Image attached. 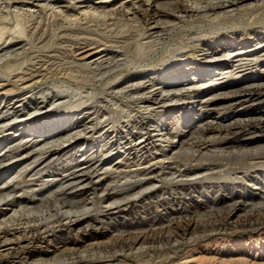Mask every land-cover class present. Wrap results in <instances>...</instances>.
Listing matches in <instances>:
<instances>
[{
  "label": "bare ground",
  "instance_id": "bare-ground-1",
  "mask_svg": "<svg viewBox=\"0 0 264 264\" xmlns=\"http://www.w3.org/2000/svg\"><path fill=\"white\" fill-rule=\"evenodd\" d=\"M251 1L264 0H120L118 8L107 10V12L96 10L92 13L95 6L88 0L84 3L90 4L93 8H89V12L83 11V17L80 16L86 21L87 19L91 21V18L96 20L101 18L108 22L116 19L119 22L135 23L138 25L136 32L147 36L148 40L160 42L186 18H227L239 10L243 11ZM136 2L140 5H136ZM103 3L107 4L109 0ZM59 4L61 2L58 0H0V12L1 10L9 12L13 9L22 18L31 19L36 16L41 18V11L51 5ZM60 8L57 15H66L71 10L75 11L71 7ZM65 15L64 19L67 18ZM59 21L56 20L50 24L55 28L56 35L52 34L53 31L46 25V27L42 25L45 29L42 26H36L27 31V42L17 36L16 39L12 38L5 47L3 46L0 49V79L9 81L15 79L22 85L19 88L26 91L36 85L43 86L47 82L57 81L63 77L75 81L77 77L65 74V68L53 69L48 63L50 61H35L36 53L46 50L54 52L52 50L56 45L55 38L56 42L64 39V30L58 29H63L62 22H65L63 20L59 23ZM61 43H63L61 48L63 46L67 48L68 45L70 53L80 56L79 59L83 63L81 66L84 69L94 67L106 73L114 69L122 70L121 67L124 66L122 61H119L121 55L106 54L105 51L98 49L100 47H97L95 42L86 45L74 44L72 41L71 44L63 41ZM261 43L264 48V41ZM118 44L115 43L120 49L121 46L119 47ZM247 44L248 41L245 40L238 45ZM228 53L230 54L227 57L221 55L218 58L211 56L205 59V65H201V60L196 59L195 56L189 57L191 61L195 60L193 63H186L183 56L176 59L169 58L165 65L162 68L159 67L160 69L154 73L157 77L146 81L143 80L144 77L139 78L138 83H133L135 79L133 80L131 75L126 79H124L125 75H121L124 80L119 79L118 75L113 76L116 81L121 80V83L128 84L121 91L113 93L115 98L121 97L122 100L130 98L131 101L127 102L129 104L127 106H130L129 108L135 106L138 109L137 119H140V122L133 123L134 127L127 128L125 132L116 133L121 135V138L117 140L114 139L116 136L109 139L108 131L102 134L109 139L107 143L98 140L96 144H80L73 147L80 136H85L94 127L93 123L81 125L80 119L76 117L80 116L78 113L74 112L73 115L68 114L62 117L64 112L69 113V111L60 114L50 111L42 113L39 117L36 116L39 111L45 109L44 101L48 98L49 92L47 94L43 91L39 92L42 99L40 104L33 102V95L29 98H26L24 94L12 97L2 95L0 99V172L11 167L19 168L12 174L14 178H10V181L0 182V263L26 264L27 260L35 257L39 259L37 261L43 263L42 258L47 254L30 251L29 247L33 244L46 240L56 232L62 234V231H65L64 235L72 234L76 239L88 238L94 230L101 231L105 227L109 229V218L107 222L102 219L100 221V214L107 218V216H113L115 212H129L138 204H142L143 211L151 208V205L164 209L165 215H160L158 221L169 216L166 218L165 225L157 227L154 224L156 223L154 218L148 221L145 218L144 222L149 223L148 226L145 224L147 229L116 235L111 244L95 245V251L116 252L107 257H95L94 261L97 259L98 262H108L114 259L117 253L126 254V252H131L130 258L145 255L147 258L145 262H151L156 257L163 258L164 261L173 260L190 244L198 240H206L213 235L223 234L227 230L255 231L264 228V194L260 195L259 200H262V203L259 204H253L255 197L248 194L241 197L236 194L234 197L220 195L219 204L226 205L233 199L237 201L233 200L234 203L223 205L224 207L220 209L217 208L218 203L207 205L205 201L198 202L192 196L199 191L204 194L209 192V189H213V180L237 181L240 183V188H243V183L256 182L254 186L264 189L263 181L255 179L249 173L250 169L264 167V111L253 112L251 109L254 105L264 103V49L261 51L259 49V52L255 53L248 51L245 54L241 53L242 55L233 51ZM52 56L53 54L49 57L53 60ZM19 60L24 61L19 63ZM231 63L240 71H233L232 65L226 68V71L230 70L228 74L225 73L227 74L225 77L223 73L217 75V70L221 66ZM176 64L180 65L175 67ZM167 65L169 67H166ZM200 65L203 67H199ZM250 66L253 67L249 73L256 74L258 78L247 83L227 84L228 81L249 76L245 74L238 78L237 74H240L243 68ZM195 70L201 73L199 78H204L207 72L212 71L209 76H220L219 80H224V85H220L219 82L206 83L201 87L203 89L184 88L185 81L180 79L181 76L192 71H194L192 75L195 76L198 72ZM90 75L88 73V78ZM89 80L92 82V79L89 78ZM26 83L31 84L25 85ZM66 89L63 92L66 93ZM204 91H208L206 95L198 97L204 94ZM136 93H139V96H130ZM59 94V92L57 95L53 94V101ZM196 97L200 99L194 100ZM27 102L34 103L33 111L25 105ZM168 103L171 104V108H168L170 106ZM140 105L143 107H139ZM80 106H71L68 109L76 108L78 111ZM62 108L65 110L66 107L60 105L58 111ZM141 109L149 111V116L152 117L157 116V113L163 115L162 120L159 119V124L155 125L156 130L153 131L155 134H151L149 127L143 121L144 118H141ZM173 110L176 112L167 114ZM98 111H95L97 115ZM179 111L180 113L182 111L180 116H175ZM241 112H248V114L241 115ZM234 113L236 114L233 119L225 121L226 123L211 116ZM43 115L47 118L44 122L41 121ZM104 117L105 114L91 120L101 119L97 122L98 127H101L102 123L111 122L109 118L104 119ZM169 121L170 123L175 121L178 124V132L170 126ZM136 128L137 131L134 132ZM26 133L31 135L24 137ZM138 135V139L134 141L133 138ZM31 136H33L32 139ZM100 137L98 139H101ZM113 139L114 142H112ZM68 148L71 150L65 152ZM119 154L123 156H118L117 160L112 162V158ZM5 164L9 165L5 167ZM254 174L264 180L263 172L256 171ZM36 187L39 188H37L38 194H34ZM98 190L102 198L97 196ZM16 193H22L26 197L33 195L41 197L38 205L34 207L27 198H25L27 200L16 198ZM151 199L155 200L154 205L153 203L146 205L145 202ZM168 204H171L172 208L167 209L165 206ZM238 212L244 213L243 220L234 224L231 219ZM74 246L76 247L73 249L56 254L57 263L60 261L62 264L83 262L85 259L84 257L81 259V251L77 245ZM135 249L138 253L133 252ZM2 259H6L7 262H3Z\"/></svg>",
  "mask_w": 264,
  "mask_h": 264
},
{
  "label": "rangeland",
  "instance_id": "rangeland-1",
  "mask_svg": "<svg viewBox=\"0 0 264 264\" xmlns=\"http://www.w3.org/2000/svg\"><path fill=\"white\" fill-rule=\"evenodd\" d=\"M58 1H60L61 4L51 5V7L41 11L42 12L40 14L41 18L37 17V16L34 18H31V19L29 17L22 18L21 16L19 17V14H16L17 11H15L13 9H10L9 12L7 10H3V12H2V10H1V12H0L1 13L0 14V46H1L0 49L3 46L5 47L12 38L16 39L17 36L19 38L21 37L20 39H22L24 42H27L26 36L28 35L27 34L29 32L28 30H32V28H35L36 26L37 27L42 26V25H44V27L47 26V28L49 27V28H51V31H53L52 34L56 35L57 33H54L55 28H53L52 25L50 26V24H53L54 21H56V20H58V21L64 20L65 23H63L62 21H59V23L62 22V24L64 25V28L63 29L61 28L58 30H60V31L64 30L63 32L65 33L64 39H60L61 42L63 41V42H67V43L71 44V41H72V43L74 42V44L76 43V44H85V45L90 44L92 42H95L96 46L97 47L99 46L101 48V49L100 48H98V49L103 51V52L105 51L106 54L121 55V57H119V61L120 60L122 61V64L124 65L123 66L124 69L122 67H121L122 70L114 69L111 71L112 73L111 72L104 73L103 70H96L94 67H92V68L91 67H85V69H86L85 70L81 66V65H83V63L79 59L80 56H77V54L75 56L72 53H70L69 52L70 49H68V45H67V48L65 46H63V48H61L60 46L63 43H61L60 41L56 42V38H55L54 43L57 45V47L55 44H53V45H55V46H53V48L54 47L55 48L54 49L52 48L53 49L52 51H54L56 53L51 52V50H50V52H48L46 50V51L39 52L38 54L36 53L37 56H35V57H37V58L35 59V61H38V60H42V61L46 60L47 62L50 61L48 63L51 64L53 69H56L55 67H57V68L60 67L61 69L65 68V74H71L72 76L77 77V79H75V81H74L72 79L69 80L68 77H63V78L57 79V81L47 82L46 85H43V86H37L36 85V86H34V88H31L27 91L21 90L19 87L20 86L22 87V85H20V83L16 82L15 79L10 80L11 82L9 80L0 79V99H1L2 95L3 96L5 95L6 97H10V96L12 97L13 95H17V94H24V96L26 98H29L33 95V97H34L33 102L40 104L42 102V99L40 98L41 95H39V92L43 91V93H45V94H47V92H49L48 96H47L48 98H46V100L44 101L46 104V105H44L45 109L39 111L36 114V116L39 117L42 113L44 114V113H46V112L48 113L50 111L59 112V114H60V113H63L64 111L68 110L69 113L64 112L62 114V117L66 116L68 114L73 115V113L75 112V113H78L80 115V116H76V115L75 116L80 119V121L82 123L81 125L90 124V123H93V125H94V127H92L93 129L90 130V132L88 134H86L85 136H80V138H79L80 140L78 139L77 142L75 143V145H73V147L80 145V144L81 145L82 144H89V143L96 144L95 142H98V140L102 141V143H107V142H109L108 140L110 138L112 139V137H114V136H116V138H114V139L117 140V139L121 138V135L120 134L117 135L116 133H121L122 131L125 132L127 130V128L129 129V128L134 127L133 123L140 122L139 121L140 119H137V117H138L137 116V110L138 109L135 106H132L131 108H129L130 106H127V105H129L127 102L131 101L130 98H128L126 100L123 99L124 101L121 99V97L115 98L114 94L117 93L118 91H121L123 88L128 86V84L124 83V82L121 83V80L116 81L113 78V76L118 75L119 79H122V80L132 76L133 77L132 79L133 80L135 79L134 80L135 82H133V83H138V82H140L139 78L143 79V77H144L143 80L146 81L149 78L157 77V75H154V73H156L157 70L162 68L165 65V62L169 58H175L176 59L179 56H183V59H185L186 63H193V62H195V60L192 59V61H191V59L189 57L195 56L196 59L201 60L200 61L202 63L201 65H205V61H206L205 59H209L211 56L218 58V56H221V55H224L225 57H227L230 54V53H228V51L229 52L233 51V53H237L239 55H242L243 53L244 54L248 53V51L249 52L253 51V53H255V52H259V49H260V51L262 49H264V48H262L263 46L261 43L262 41H264V1H257V2L251 1L250 5L247 6L246 8H244L243 11L239 10L234 15H230L227 18H222V17H218V18H212L211 17V18H203V19L186 18L183 22L177 24L175 26V29L172 30L171 33L167 34V36H164L160 42L148 40L147 36L145 37L143 34H140V32H136L135 30L138 27V25L135 23L131 24V23L123 22V21L119 22L116 19H114L116 22L114 20H113V22L112 21L108 22V21H104V19H101V18H99L97 20L91 18V21H90V19H87L88 21H86L82 18L84 15L83 13L85 11L89 12L90 11L89 8H93V6H91L90 4L95 6V8L92 9L91 13L96 11V10H98V11L104 10L105 12H107V10L109 11V10H112L114 8H118L120 0H109V3H107V4L103 3L107 0H104V1L103 0H89V2H91L90 4L84 3L88 0H86V1L85 0H58ZM115 3H118V4H115ZM43 4H46V3H43ZM98 5H101V6H98ZM136 5H140V3L137 4V2H136ZM52 6H54V7H52ZM65 6L69 7V8L71 7L75 11L73 12L71 10L70 12L66 13V15L65 14L57 15V14H59L58 11H60V9H61L60 7H65ZM50 9H52V10H50ZM55 15H57V16H55ZM64 15L67 16L66 19L63 18ZM80 15H82V17ZM77 16L80 18H78ZM21 19H22V21H21ZM25 19H26V21H25ZM81 19H83V20L81 21ZM75 20H78V21H75ZM25 22H27V23L25 24ZM110 23H112V24H110ZM114 24H115V26H114ZM130 25H131V27H130ZM55 32H58V31H55ZM47 35H48V33H47ZM245 40L248 41L249 45L248 44L245 46L244 45H238V44H241V42L245 41ZM80 41L83 43H81ZM104 41H105V44H104ZM78 42H80V43H78ZM99 42H102L103 44L99 43ZM48 43H49V41H48ZM115 43L116 44L119 43L118 46L119 47L121 46L120 49L117 47V45H115ZM123 44H125V45H123ZM129 44H130V47H128ZM227 44H229V46H226ZM229 47L231 48V50ZM65 48H66V50H65ZM123 48H124V50H123ZM55 50H57V51H55ZM63 50L65 52L62 53ZM121 50H123V51H121ZM174 52H176V53H174ZM65 53H67V54H65ZM52 54L54 56V57L52 56L53 60L50 58ZM166 54H167V56H166ZM38 55H39V58H38ZM57 58H60V59H57ZM187 59H189V60H187ZM23 61L24 60H19V63L23 62ZM196 62H198V61L196 60ZM53 63H55V64H53ZM179 65L180 64H176L174 66L177 67ZM201 65L199 67H203ZM232 65H233V63L225 65V66H221L219 68V70H217V73H218L217 75H220L223 73V77H225L228 74V71L230 70V69H228V71H226V68L231 67ZM166 67H169V65H167ZM232 67L234 68L233 71H235V72L240 71V70H237V68H235L234 65ZM252 67L253 66L243 68L242 70L244 72L242 71L240 74L239 73L237 74V75H239L238 78H241L245 74L246 75L249 74V76L241 78V79L236 78L238 80H231L232 82L228 81L227 84L233 85V83L234 84H236V83L239 84L241 82L247 83V82L253 81L256 78H258V77H256V74L252 75L249 73L251 71ZM68 68H69V70H67ZM78 68H80V69H78ZM81 68H83V69H81ZM88 68L89 69L91 68V69L88 70ZM150 68H153V69H150ZM198 70H195V71H198ZM77 72H79V73H77ZM85 72H87V73H85ZM193 72L194 71L189 72L187 75L181 76L180 79L185 81V83H184L185 87L184 88H191V87L201 88L206 83L217 84L219 82L221 83L220 85H224V83H223L224 80H219V79H221L220 76L218 77L216 74H215L216 76H214V75L209 76L212 73V71L210 73L207 72L206 73L207 76H204V78L203 77L199 78V76L201 74L199 71L197 73H195L196 74L195 76L192 75ZM88 73H89V75L94 74L93 76L90 75L91 77L89 76V78L92 79L91 80L92 82H90V80L88 78ZM225 73H227V74H225ZM99 74H101V76ZM121 75L122 76L125 75L124 79L121 78ZM81 77L83 79H81ZM196 77H198V78H196ZM31 83H26L25 85H27V84L30 85ZM66 88H69V89H66ZM65 89L68 93L63 92V91H65ZM201 89H203V88H201ZM5 90H7V92ZM58 92L60 94L56 98H54V101H53V98H52L53 94L57 95ZM207 92H205L204 94L198 95V97H200V96L204 97V95H206ZM25 93H26V95H25ZM27 93H29V94H27ZM89 94L90 95L93 94V95H91L93 98L91 96H89ZM130 96L131 97L139 96V93L138 94L136 93V95L132 94ZM198 97H196V99H194V100L198 101L200 99ZM124 102L126 105L124 104ZM34 103L30 104V102H27V103H25V105L28 107V109H31L33 111ZM51 103L52 104L54 103V105L52 106ZM16 105H19V104H16ZM58 105L59 106L64 105V108L66 107L65 110H63V108H62V109H60L61 111L60 110L58 111V107H59ZM76 105H79V106L81 105L78 108V111L76 110V108L75 109H71V108L68 109L69 107L76 106ZM168 105H170L168 108L172 107L170 103H168ZM139 107H143V105H140ZM261 107H262V109L259 110V108H261ZM251 109L253 112H255V111L262 112V111H264V103L258 104L256 106L254 105ZM95 111H98V115L95 113ZM148 112L149 111L146 112V111H143L141 109V113H142L141 118L142 117L144 118L143 121H144V123H146L145 125H147V127H149L151 134H153V133L155 134V132H153L154 130H156L155 125L159 124V121L162 120L163 115L160 113H157V116L152 117V116H149ZM172 112L175 113L176 110L169 111L167 114H170ZM181 113H182V111H181ZM181 113L179 111L177 114H175V116L179 117ZM103 114H105L104 119L109 118V120H111V122L110 121H109V123H107V122L102 123L101 122L102 123L100 125L101 127H98L99 124L97 122H99L101 119H98V121H97V119H95V120H91V119H94L97 116L100 117ZM235 114L236 113H234L233 115L232 114H227V115L221 114V115H211V116H213V118H217L218 120H220L222 122H225V121H231ZM243 114L247 115L248 112H241V115H243ZM119 117H121V118H119ZM165 118H166V116H165ZM45 119L47 120V118H45V116H44V117H42L41 121L44 122ZM181 123L183 124V121ZM169 124H171L170 126L173 129H175L176 132L179 131L178 124L175 121H171V123L169 121ZM114 128H116V130ZM112 129H114V130H112ZM135 131H137V128H136V130H134V132ZM106 132H107V135L110 134L109 139H107L106 135L102 136V134H104ZM89 134L91 137L89 136ZM29 135H31V134L26 133L24 135V137H27ZM99 137L101 139H98ZM138 137H139V135L137 137H134L133 140L136 141L138 139ZM32 138H33V136H31V139ZM114 139L112 142H114ZM71 148H72V146H71ZM71 148L66 149L65 152L71 150ZM93 151H95V150H93ZM118 156H123V154H119V155L114 156L111 161L112 162L116 161ZM5 165H6L5 167H7L9 164H5ZM18 168L19 167H16V168L11 167V168H8L6 171L2 170L3 172H0V182H2L4 180L8 181L10 178H12L14 176L12 174ZM256 171L264 173V167L263 168L257 167V168L249 170V173H251V176H253L255 179H257L259 181L260 180L263 181V185H264V180L260 179L259 177H257L254 174ZM9 175L10 176L12 175V176L9 177ZM44 179H46V178H44ZM29 184L30 185H39L38 183H29ZM212 184H213V189H209V192H205L203 194L201 191H199V193H194V194H192V196L195 199H197L198 202L200 200L205 201V203L207 205H210L211 203L212 204L218 203V206H217L218 209H220V208H222L228 204L237 202L236 199L235 200L233 199L234 202H233V200L228 201V203H226V205L225 204H219L220 203V195H223L225 197L232 195V197H234L236 194L239 197H241V196L248 194L250 196L252 195L253 197H255V198H253V200H254L253 204L254 203L255 204L256 203L257 204L262 203L261 202L262 200H259V198L261 197L260 196L261 194H264V189H261L260 186H257V185L254 186V184H256V182L250 183V184L249 183H243V185H244L243 188H240L241 187L239 185L240 183H238L237 181L228 182L226 180L225 181L219 180L217 182V181L213 180ZM37 188L38 187L35 188L36 191L34 192V194H38L37 190L39 188L38 189ZM15 196L18 199L27 198L29 202L34 204L33 205L34 207L38 205V202H39L38 200L41 197L39 195H35V196L33 195V196L26 197V196H23L22 193H16ZM97 196H100L101 198L103 197V196H101V193L99 190L97 192ZM198 196H199V198H198ZM27 199H25V200H27ZM150 201L145 202V204L147 205L149 203L150 204L153 203V205H154L155 200L151 199ZM172 204H174V203H172ZM250 204H252V202ZM141 207H142V204L141 205L138 204V206L135 209L131 208L129 210V212L128 211H125L123 213L122 212H120V213L115 212V214L113 216H107V218L103 214H100L99 220L102 219L105 222H107V219L109 218V224H108L109 229H107L105 227L101 231H100V229L94 230V231H92V233L94 232L95 234L93 233L94 234L93 235L90 233L91 235H89V237L85 238V239H79V238L76 239L75 237L72 236V234H67V233H66V235H64L65 231H62V234H59L58 232H56V233H54V235L47 237L46 240L40 241L39 243H35V244H33V246L29 247L30 251H33V252L38 251L41 254H45V253L47 254V255H45V257L42 258L44 260L43 263H40L39 261H37L38 258L35 257L33 259L27 260L26 264H62V263H60L61 261L59 263H57V258H56L57 255L56 254H58V253L60 254L61 252L65 251L67 249H73L76 247L74 245H77V248H79V251H81V254H80L81 259H83L82 257H84V259H85L83 262L81 261L78 264H234V263L236 264V262L237 263L241 262L238 264H264V228H260V229L255 230V231L249 230V229H245V230H242V229L239 230L238 229L236 231L235 230H227L223 234H219L217 236L213 235L206 240L205 239L198 240V242L196 241L197 243L194 242V244L193 243H192V245L190 244V246L185 251H183L177 257L173 258V260H165L164 261L163 258H157L156 257V259L155 258L152 259L151 262H145V260L147 259V258H145L146 257L145 255L137 257L138 259L134 258L132 256L130 258L129 253H131V252H126V254L117 253L116 257L114 259H112L111 261H108V262L107 261L106 262L105 261L98 262L99 260H97V259H96L97 261L96 260L94 261L95 257L96 258H102L104 256L107 257V256H109V254L112 255V253L116 252V251H114V252H106L105 253V251H102V250L95 251L96 249H94V248L97 245L111 244V242L115 239L116 235H119V234L125 235L128 233H134V232L142 231L144 228L147 229L148 227H146L145 224H147V226H148L149 223L144 222L145 218H146V221L150 220L151 218H154V220H155L154 222H156L154 224L157 225V227H161L163 224L165 225L166 218L169 216H166L162 221L161 220L158 221L160 215L161 216L165 215L164 209L156 208L155 206L151 205V208L150 207H149V209L147 208L148 211L146 209L143 211L141 209ZM165 207H167V209L172 208L171 204H168ZM243 215H244L243 212H238L237 214H235L232 217L231 222L236 224V223L242 221ZM102 220H100V221H102ZM91 249H94V250L91 252H87V251H90ZM133 252H136V249ZM136 253H138V252H136ZM127 255L129 257H125ZM59 259L62 260V258H58V260ZM2 261L7 262L6 259H2ZM55 261H56V263H55ZM9 262H11V261H9ZM173 262H175V263H173ZM68 264H71V263H68Z\"/></svg>",
  "mask_w": 264,
  "mask_h": 264
}]
</instances>
